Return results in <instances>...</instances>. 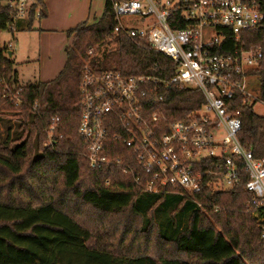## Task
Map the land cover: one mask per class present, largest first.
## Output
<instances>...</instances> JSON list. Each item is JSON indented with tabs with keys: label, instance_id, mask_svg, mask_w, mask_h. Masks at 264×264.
Returning a JSON list of instances; mask_svg holds the SVG:
<instances>
[{
	"label": "trees",
	"instance_id": "1",
	"mask_svg": "<svg viewBox=\"0 0 264 264\" xmlns=\"http://www.w3.org/2000/svg\"><path fill=\"white\" fill-rule=\"evenodd\" d=\"M1 1L0 32L32 30L38 6V19L46 15V0H35L24 24L17 20L14 29V12ZM257 3L264 13V0ZM115 26L113 3L105 0L97 22L66 30L72 41L58 76L27 85H17L10 48L0 44V128L5 131V136L0 132V264H264V238L254 216L258 209L243 189L244 171L234 190L197 194L200 207L190 196L146 191L142 185L148 176L135 154L112 134L107 152L122 163L90 167L78 133L86 64L98 72L159 78H171L177 68L165 54L115 33ZM242 40L248 49H262L252 74L264 103V21L262 28L243 32ZM153 99L160 101L153 104ZM145 101L148 114L159 111L170 122L188 120L205 102L199 90L175 85L154 91ZM237 107L240 142L261 158L264 116L255 112L254 103L238 101ZM53 117L60 119L54 138H62L46 146ZM10 120L17 124L14 133ZM153 241L157 249L168 244V253L152 254Z\"/></svg>",
	"mask_w": 264,
	"mask_h": 264
},
{
	"label": "built area",
	"instance_id": "2",
	"mask_svg": "<svg viewBox=\"0 0 264 264\" xmlns=\"http://www.w3.org/2000/svg\"><path fill=\"white\" fill-rule=\"evenodd\" d=\"M111 1L114 32L165 54L177 68L171 78H159L119 70L98 72L86 64L80 83L78 133L85 142L90 167L122 163L107 152L112 134L135 154L148 176L142 185L146 191L190 196L200 207L197 194L205 189L234 190L244 171L247 181L243 189L252 195L251 205L258 209L254 216L264 238V156L254 157L240 142L242 121L237 107L238 101L255 104L257 99L249 79L257 77L252 71L259 67L263 52L246 48L242 40L243 32L263 27L264 13L257 0ZM31 4L30 0L1 1L14 12L13 28L15 21L28 16ZM171 85L199 90L204 97L201 109L186 121L170 122L159 111L148 114L145 99ZM159 101L153 99V104ZM59 120L52 118L46 146H54L62 138V134L54 138ZM127 171L124 165L123 172ZM110 182L106 180L107 185Z\"/></svg>",
	"mask_w": 264,
	"mask_h": 264
},
{
	"label": "rangeland",
	"instance_id": "3",
	"mask_svg": "<svg viewBox=\"0 0 264 264\" xmlns=\"http://www.w3.org/2000/svg\"><path fill=\"white\" fill-rule=\"evenodd\" d=\"M32 3L35 0H30ZM105 0H46V15L34 22L33 31L20 30L16 39L10 31L0 32V44L9 45L15 51L13 60L14 69L18 74L17 85H27L36 81H50L55 79L66 61L65 49L71 44L72 38L66 30L75 27L81 22L93 24L97 22L104 12ZM40 8V6H38ZM259 79L251 77L249 86L255 94L254 110L264 116V104L259 101ZM12 132L16 130V121L10 120ZM2 127V121H0ZM5 136V131L0 128ZM149 251L152 254L168 253V244L157 249L154 241L150 243Z\"/></svg>",
	"mask_w": 264,
	"mask_h": 264
},
{
	"label": "crops",
	"instance_id": "4",
	"mask_svg": "<svg viewBox=\"0 0 264 264\" xmlns=\"http://www.w3.org/2000/svg\"><path fill=\"white\" fill-rule=\"evenodd\" d=\"M104 5H105V2H104ZM23 20H24V19H20V21H19L20 25L24 24L25 21H23ZM33 30H36V29L34 28V25H33V29H32V30H29V31H33ZM7 31H9V30H7ZM19 31H20V30H18V29H17L16 31H13V32L10 31L11 34H12V37H14V39H16V40H17V38H16V37H17L16 34H18ZM22 31L24 32V31H27V30H22ZM12 49H13V47H11L9 51L12 53V57H13L14 54H15V51L12 50ZM65 53H66V52H65Z\"/></svg>",
	"mask_w": 264,
	"mask_h": 264
},
{
	"label": "water",
	"instance_id": "5",
	"mask_svg": "<svg viewBox=\"0 0 264 264\" xmlns=\"http://www.w3.org/2000/svg\"><path fill=\"white\" fill-rule=\"evenodd\" d=\"M8 55H9V57H12V53L10 51H9Z\"/></svg>",
	"mask_w": 264,
	"mask_h": 264
}]
</instances>
